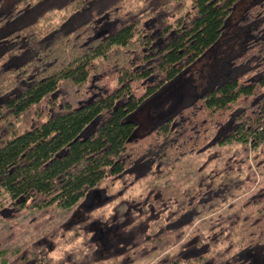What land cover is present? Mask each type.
<instances>
[{"label": "trees", "instance_id": "obj_1", "mask_svg": "<svg viewBox=\"0 0 264 264\" xmlns=\"http://www.w3.org/2000/svg\"><path fill=\"white\" fill-rule=\"evenodd\" d=\"M240 1L0 12V220L35 214L25 240L0 234V264H264V0L217 82L143 135L128 119L223 39Z\"/></svg>", "mask_w": 264, "mask_h": 264}, {"label": "rangeland", "instance_id": "obj_2", "mask_svg": "<svg viewBox=\"0 0 264 264\" xmlns=\"http://www.w3.org/2000/svg\"><path fill=\"white\" fill-rule=\"evenodd\" d=\"M12 0H3V5L0 7V12L6 10ZM254 0H241L234 8L230 16V25L225 32L223 39L210 50L203 58L197 61L191 68L185 78L182 77L179 81L167 86L159 94L149 98L138 110L129 115L128 119L136 123L135 134L143 135L154 128L159 122L166 118L180 103L189 102L194 96L200 94L204 89L212 83L217 82L219 75L225 72L227 68V60L230 55L241 47L248 37V30L242 27L239 23L244 9ZM220 79V78H219ZM173 102V107L166 108L169 103ZM201 156L187 158L180 162L172 174V180L178 181L184 174L193 173L196 168L202 163ZM137 192L138 189L134 188ZM96 199H86L80 202L81 207L90 205V200L93 205L101 202V196L96 195ZM79 205V206H80ZM76 213V212H75ZM33 212H28L21 217L12 221L0 220V234L2 232L16 231L19 241L25 240L33 233L30 221L34 217ZM74 212L59 211L52 223H60L70 219ZM13 224V228L9 225ZM138 264V263H137ZM139 264H147V261H142Z\"/></svg>", "mask_w": 264, "mask_h": 264}]
</instances>
